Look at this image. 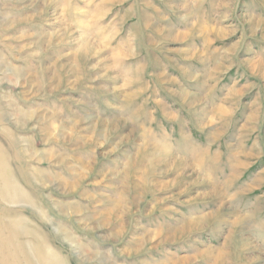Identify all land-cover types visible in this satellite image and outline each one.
Returning a JSON list of instances; mask_svg holds the SVG:
<instances>
[{"label":"rangeland","instance_id":"rangeland-1","mask_svg":"<svg viewBox=\"0 0 264 264\" xmlns=\"http://www.w3.org/2000/svg\"><path fill=\"white\" fill-rule=\"evenodd\" d=\"M257 18L264 0H0V264H264Z\"/></svg>","mask_w":264,"mask_h":264},{"label":"crops","instance_id":"crops-1","mask_svg":"<svg viewBox=\"0 0 264 264\" xmlns=\"http://www.w3.org/2000/svg\"><path fill=\"white\" fill-rule=\"evenodd\" d=\"M187 11V14H188V16H189V14H191L192 12H191V9H188V10H186ZM254 21H253V23H254V25L256 26V22H259V23H261V22H263V21H261V19H259V18H257V19H253ZM250 21V20H249ZM263 25H264V22L262 23ZM263 25H261V26H263ZM260 26V27H261ZM256 27H258V26H256ZM198 28H200V24H198V23H194V24H192L191 25V30H195V29H198ZM166 34H167V32H166ZM172 34H174V31L172 30V29H169V35H167L168 36V38H171V35ZM178 35H180V34H178ZM176 36H177V33H176ZM183 38H184V36H186V34H182L181 35ZM179 39L181 38V37H178ZM173 39H176V38H173ZM171 40H172V38H171ZM191 51V50H190ZM192 52V55L188 58V59H194V58H196V57H198V55H199V53H198V51H191ZM214 53H216V52H214ZM197 61V60H196ZM198 62H200V60H198ZM256 63H258V62H252V61H250V60H246V61H243L241 64H242V66H244L245 68H246V73H250V75L251 76H253V77H255L256 79H259V80H261V79H263L264 78V65H261L260 63V65L262 66L261 67V69H255V65H256ZM256 71V72H255ZM179 74H180V76H182L183 78H186V79H192V80H194L195 82H198L200 85H201V88H204L205 87V85L203 84V82L202 81H200L201 79L199 78V77H197V76H192V75H190V74H188V73H186L185 71H183V70H179ZM202 82V83H201ZM207 92H210V90L208 89V91ZM234 93H236V92H232V91H230V100H232V99H234L235 97H233L232 95H234ZM239 94V93H238ZM238 94H236V95H234V96H237ZM191 96H194L195 97V99H196V101L197 102H194L195 103V105L194 106H188V101H191V100H193V99H189V98H191ZM172 97L174 98V100H176L178 103H180L182 106H184V107H188V108H192V107H197L198 105H204V103H202V102H200V100H201V98H199V96L198 95H192V94H188V93H185L184 91H182V90H180L179 91V93L177 92V94H175V95H172ZM207 98V97H206ZM218 108H221V107H217V108H215V112H216V110L218 109ZM226 110V109H225ZM227 114H229V113H227V110L226 111H224V113H222V114H217V115H219V116H226ZM232 113H230V118H232V115H231ZM252 114H254V113H251L250 114V117H249V121H250V123H251V121L253 122V121H255V118H252ZM256 114V113H255ZM258 116V115H257ZM172 118H175V116H171ZM195 121V120H194ZM199 127V126H198ZM199 128H201V127H199ZM243 129H245V127H243ZM219 136V134L217 133L216 135H215V137H213L214 139H216L217 137ZM182 137V136H181ZM152 142H154V141H152ZM153 145H154V143H153ZM175 159H177V158H175ZM179 159V158H178Z\"/></svg>","mask_w":264,"mask_h":264},{"label":"bare ground","instance_id":"bare-ground-1","mask_svg":"<svg viewBox=\"0 0 264 264\" xmlns=\"http://www.w3.org/2000/svg\"><path fill=\"white\" fill-rule=\"evenodd\" d=\"M46 5V4H45ZM22 20V19H21ZM259 23V22H258ZM89 47V46H88ZM98 52V51H97ZM261 65L259 64V63H256V65H255V69L257 70V69H261ZM256 72V71H255ZM23 84V83H22ZM57 88V87H56ZM55 88V89H56ZM101 91V90H100ZM23 114V113H22ZM96 119V118H95ZM31 120V119H30ZM87 120H88V118H87ZM98 120V119H97ZM27 121V120H26ZM29 121V120H28ZM95 121V120H94ZM76 122V121H75ZM102 122H103V120H102ZM99 123V122H98ZM127 123V122H126ZM95 124V123H94ZM103 124V123H102ZM110 124V123H109ZM115 124V123H114ZM73 125V124H72ZM77 125V123L75 124V126ZM80 125V124H79ZM88 125V124H87ZM104 125V124H103ZM89 126V125H88ZM93 126V125H92ZM95 126V125H94ZM101 126V125H100ZM116 127H117V125H115ZM123 126V125H122ZM77 127V126H76ZM115 127V128H116ZM71 128H72V126H71ZM93 128V127H92ZM100 128V127H99ZM131 128V127H130ZM76 129V128H75ZM80 129V128H79ZM103 129V128H102ZM109 129V128H108ZM119 129V128H118ZM132 129V128H131ZM100 130H101V128H100ZM114 130V129H113ZM117 130V129H116ZM85 131V130H84ZM91 131V130H90ZM107 131V130H106ZM115 131V130H114ZM118 131V130H117ZM130 131V130H129ZM96 133V132H95ZM95 133H92L93 134V136H94V134ZM99 133V132H98ZM102 133H104V132H102ZM112 133V132H111ZM132 133H134V132H131L130 131V134H132ZM127 134H129V133H127ZM75 135V134H74ZM95 135H97V133L95 134ZM134 135V134H133ZM70 136V135H69ZM132 136V135H131ZM130 136V137H131ZM74 137V136H73ZM124 137V136H123ZM72 138V137H71ZM127 138H128V136H127ZM132 138V137H131ZM92 139V138H91ZM131 140V139H130ZM126 141V140H125ZM129 141V140H128ZM87 142H89V141H87ZM91 144V143H90ZM156 146V145H155ZM155 149H157V151H158V153L159 154H163V153H168L167 151H166V149L162 146V145H157V148L156 147H154ZM163 152V153H162ZM163 157V156H162ZM163 159H164V157H163ZM165 160V159H164ZM164 160H161L162 162L164 161ZM79 162V161H78ZM81 163V162H80ZM158 163H159V161H158ZM173 163L174 164H177V163H180V161L179 160H174L173 161ZM183 164H184V166H185V170H187L188 168H189V166H187V164L185 163V161L183 162ZM89 166V165H88ZM84 168V167H83ZM89 168V167H88ZM87 172V171H86ZM86 174V173H85ZM79 175V174H78ZM84 175V174H83ZM82 175V176H83ZM75 177V176H74ZM84 177V176H83ZM87 177V176H86ZM81 179V178H80ZM82 180V179H81ZM81 180H80V182H81ZM41 181V180H40ZM75 181V180H74ZM77 183H79V182H77ZM78 185V184H77ZM214 184H213V182H212V184H211V186L214 188V195L213 196H220V191H218V189H216L214 186H213ZM75 188V187H74ZM211 194V193H210ZM210 196V195H209ZM99 212V211H98ZM217 212L218 211H215V212H213L212 214H210V216L208 215V217H207V219H213V218H215V217H217L218 216V214H217ZM94 216V215H93ZM73 218V217H72ZM194 222H195V226H197L196 224H198L199 223V221H200V219H194L193 220ZM241 221L242 220H238V221H236V224L237 225H239L240 223H241ZM8 222V221H7ZM185 225V227L186 228H189V226H190V221H187V224L185 223L184 224ZM192 225V224H191ZM88 228V227H87ZM191 230V229H190ZM179 232H181V230H179V229H175V233L176 234H178ZM188 232V231H187ZM11 233H12V231H11ZM13 234V233H12ZM243 234V233H242ZM183 235V234H182ZM238 235V234H237ZM240 238V237H239ZM176 239V238H175ZM229 239H230V237H229ZM256 248V247H255ZM258 249V248H257ZM139 252V251H138ZM137 252V253H138ZM188 259V258H187ZM187 259H181L182 261H180L181 263L184 261V262H187L188 260ZM216 261H215V263L214 264H220L222 261V259H221V256L220 255H217L216 256V259H215ZM176 262V261H175ZM179 262V263H180ZM171 263V262H170ZM174 263V262H173ZM223 263V262H222ZM167 264V263H166ZM176 264V263H175ZM178 264V263H177ZM213 264V263H212Z\"/></svg>","mask_w":264,"mask_h":264}]
</instances>
